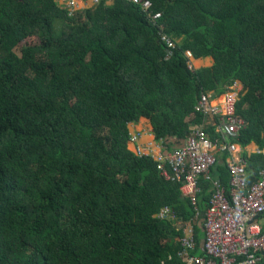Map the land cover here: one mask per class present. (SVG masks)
Here are the masks:
<instances>
[{"label":"trees","instance_id":"16d2710c","mask_svg":"<svg viewBox=\"0 0 264 264\" xmlns=\"http://www.w3.org/2000/svg\"><path fill=\"white\" fill-rule=\"evenodd\" d=\"M59 1L0 0V264H182L181 231L155 215L189 220L193 206L129 148V124L185 139L201 93L241 82L238 142L264 149V0H150L178 42L170 59L140 6L69 16ZM187 51L215 65L192 71ZM248 159L259 173L264 157ZM212 172L228 186L224 158ZM200 186L204 213L212 186Z\"/></svg>","mask_w":264,"mask_h":264},{"label":"built area","instance_id":"2783aa9c","mask_svg":"<svg viewBox=\"0 0 264 264\" xmlns=\"http://www.w3.org/2000/svg\"><path fill=\"white\" fill-rule=\"evenodd\" d=\"M94 4L99 0H92ZM140 6L149 21L157 26L161 42L167 46L170 59L178 42L165 32L160 23L162 14L153 12L150 0H128ZM69 16L79 10L77 0H63ZM188 66L196 71L195 56L187 51ZM244 86L236 82L226 92H202L193 116L188 119L189 132L185 139L165 138L158 142L159 152L139 143L140 133L130 135L139 157L151 156L160 175L168 182L179 184L182 195L194 209L189 220L179 219L170 206H165L155 218L177 224L181 236L177 238L180 249L177 257L182 264H264V166L255 173L249 163L245 148L238 138L248 127V122L238 113V104ZM199 115L201 120L194 121ZM180 142V145L171 147ZM264 157V149L256 152ZM225 160L229 171L228 186L221 182L212 169ZM255 181L250 184L251 179ZM209 182L212 195L206 211L198 207L200 181ZM196 226L203 231L202 240L196 239ZM170 255L161 261L168 264Z\"/></svg>","mask_w":264,"mask_h":264},{"label":"crops","instance_id":"0c3cea01","mask_svg":"<svg viewBox=\"0 0 264 264\" xmlns=\"http://www.w3.org/2000/svg\"><path fill=\"white\" fill-rule=\"evenodd\" d=\"M60 5H63V0L59 1ZM113 4V0H106V5L110 6ZM77 6L79 10L90 9L95 7V4L92 0H77ZM215 65V59L213 57L207 58H195V66L197 69L201 68H210ZM130 135L134 133H140L139 143L143 146H148L153 149L155 153L159 152L158 142L153 133V125L149 119L141 118L139 122L129 124ZM180 145V142H176L171 145L175 147ZM129 148L134 151L135 144L129 142ZM261 149L256 143H252L245 148V153L248 157L255 154L257 150Z\"/></svg>","mask_w":264,"mask_h":264},{"label":"rangeland","instance_id":"374dc122","mask_svg":"<svg viewBox=\"0 0 264 264\" xmlns=\"http://www.w3.org/2000/svg\"><path fill=\"white\" fill-rule=\"evenodd\" d=\"M37 42H38V40H37L36 38L28 39L26 42H23L22 44H20V45L18 46V48L16 49L17 54L20 55V51H21V49H22L23 47H25L26 45H28V44H33V43H37Z\"/></svg>","mask_w":264,"mask_h":264},{"label":"water","instance_id":"95a60500","mask_svg":"<svg viewBox=\"0 0 264 264\" xmlns=\"http://www.w3.org/2000/svg\"><path fill=\"white\" fill-rule=\"evenodd\" d=\"M254 181H255V179H254V178H252V179H251V181H250V184H252Z\"/></svg>","mask_w":264,"mask_h":264}]
</instances>
